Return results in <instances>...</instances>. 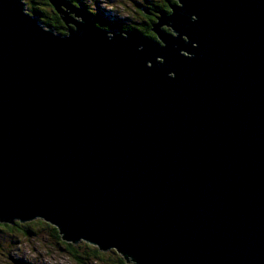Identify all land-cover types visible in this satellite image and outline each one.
Listing matches in <instances>:
<instances>
[{
    "label": "water",
    "instance_id": "95a60500",
    "mask_svg": "<svg viewBox=\"0 0 264 264\" xmlns=\"http://www.w3.org/2000/svg\"><path fill=\"white\" fill-rule=\"evenodd\" d=\"M50 2L65 32L0 0V222L134 264H264V0H175L156 38Z\"/></svg>",
    "mask_w": 264,
    "mask_h": 264
},
{
    "label": "rangeland",
    "instance_id": "374dc122",
    "mask_svg": "<svg viewBox=\"0 0 264 264\" xmlns=\"http://www.w3.org/2000/svg\"><path fill=\"white\" fill-rule=\"evenodd\" d=\"M25 1L27 2L26 9L31 14L36 15V12L33 11L35 7L41 10L44 15L47 16L52 12L51 6L49 4L47 5L46 2H44V5H40V2L35 7H32V4L29 0ZM84 1L88 10L92 13H96L98 10V14L101 13L100 15L103 17L106 15H111L113 19H119L118 17H123L122 19H119L120 24L123 22L124 19L127 18L131 19V22L132 20H142L143 17L141 5L144 6L149 4V0H107L108 4L105 3V0ZM158 1L160 0H150L152 4H157ZM107 10H111L112 12L110 11L111 13L107 14ZM38 16L40 17V15ZM40 19L43 21V23L45 22L44 18L40 17ZM45 24L49 25V23L47 22ZM53 27L57 30L59 29L60 31H63L62 29H60L59 23H53ZM40 220L41 219H35L31 222H25L22 224L21 222H19L23 226V228H19L17 226L8 228L0 225V264H16L17 261L22 264L113 263L111 261V257L114 256L113 254L118 253L116 250L112 249L104 252L105 258L107 259V262L105 263L100 261V259L96 260L93 255H89V252L87 251L88 248L85 247L84 241H80L79 243L74 244L79 253L81 254L82 259L75 258L67 249L68 247L66 245H63L64 241L62 239L57 238L56 234L52 231V229L45 223L40 222ZM24 225H27L30 234L25 233ZM101 252L103 253V250H101Z\"/></svg>",
    "mask_w": 264,
    "mask_h": 264
},
{
    "label": "trees",
    "instance_id": "16d2710c",
    "mask_svg": "<svg viewBox=\"0 0 264 264\" xmlns=\"http://www.w3.org/2000/svg\"><path fill=\"white\" fill-rule=\"evenodd\" d=\"M45 2V0H44ZM175 2V0H160L158 1L157 4H150V0H149V5H151V7L149 8L150 11H152L153 13V16H147L146 14H144V11H143V7L146 6H142L141 5V9H142V20H139V21H133L132 22L130 21L131 19H124L123 20V27L126 28V29H130V30H139L141 32H143L144 34H146L147 36L149 37H152V38H156V34L152 31V26H153V23L156 22L157 20V15H158V12L161 10V11H164L166 13H169L170 12V4ZM80 3H82V5L88 10L87 6H86V3L84 0H80ZM40 5H44L43 2H41ZM33 11L36 12V15H40V17L44 18L45 19V22L44 23H49V24H52L53 23H59L60 26H61V22L59 21V17H54L52 15V12L50 14L47 15H44V13L39 10L38 8H34ZM95 13V12H94ZM96 14V21L99 25H101L102 27H109V26H114V22L111 21L112 19L106 17V16H101L100 14H98L97 12L95 13ZM118 17V16H117ZM119 19H122L121 17H118ZM43 19V20H44ZM117 19V20H119ZM135 22V23H134ZM61 27H64L61 26ZM59 30V29H58ZM60 31V30H59ZM31 222V221H30ZM40 222L42 223H45L46 225H48L52 231L56 234L57 238L59 239H62L60 234H59V231L58 229L53 226L52 224L50 223H46V221L44 220H40ZM22 224V223H21ZM19 223V221H17L15 224H7V223H1L0 222V225L1 226H5V227H8V228H12L14 226H17L19 228H23V226ZM27 228V225H24V230H25V233L26 234H30V231L28 230ZM52 232V233H53ZM63 240V239H62ZM64 241V242H63ZM62 242L64 243L63 245H66L68 248V250L70 251V253L75 257V258H80L82 259L81 257V254L79 253V251L77 250V248L75 247L74 243L72 242H67L65 240H63ZM84 244H85V247L88 248V252H89V255H93L94 258L97 259H100V261L102 262H107V259L105 258V253L106 251H103V253L101 252V250L98 248V247H94L92 246L91 244L87 243L84 241ZM114 252V251H113ZM118 254V255H117ZM114 256L111 257L112 258V264H134L133 262H128L121 254L119 253H116V254H113Z\"/></svg>",
    "mask_w": 264,
    "mask_h": 264
},
{
    "label": "flooded vegetation",
    "instance_id": "af4514ba",
    "mask_svg": "<svg viewBox=\"0 0 264 264\" xmlns=\"http://www.w3.org/2000/svg\"><path fill=\"white\" fill-rule=\"evenodd\" d=\"M30 1V3L32 4L31 6L33 7H35L38 3H40V2H43L44 3V0H29ZM61 1H63V2H66V3H71L73 6H76V7H78V6H80V4H82V3H80V0H61ZM45 2L47 3V5L49 4L50 6H51V11H52V15L54 16V17H59L58 19H59V21L61 22V26H63L64 25V27H61L60 26V29H62L63 31H61V32H65L67 29H68V26H66L65 25V23H64V21L62 20V18H61V16H60V14H59V12H57V10L54 8V6H53V4L50 2V0H45ZM150 4H151V2H150ZM145 8H146V11L147 12H144V14H146L147 16H153V13H152V11H150L149 10V8L151 7V5H146V6H144ZM36 8V7H35ZM111 11V10H110ZM112 12V11H111ZM110 12V13H111ZM97 13H98V10H97ZM95 14V13H94ZM101 14V13H100ZM108 14V13H107ZM96 15V14H95ZM106 16H108L110 19H112L111 21H113L114 23V26H109V27H107V29H112V28H114V27H121L122 29H126V28H124L123 27V22L120 24L119 23V20H117V19H113L112 17H111V15H106Z\"/></svg>",
    "mask_w": 264,
    "mask_h": 264
},
{
    "label": "bare ground",
    "instance_id": "6f19581e",
    "mask_svg": "<svg viewBox=\"0 0 264 264\" xmlns=\"http://www.w3.org/2000/svg\"><path fill=\"white\" fill-rule=\"evenodd\" d=\"M105 3H106V4H108V1H107V0H105ZM81 6H83V5L81 4ZM83 7H84V6H83Z\"/></svg>",
    "mask_w": 264,
    "mask_h": 264
}]
</instances>
